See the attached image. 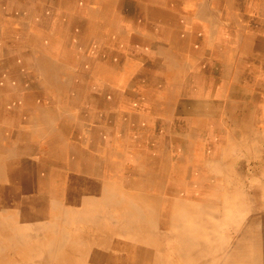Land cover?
<instances>
[{"label": "bare ground", "instance_id": "obj_1", "mask_svg": "<svg viewBox=\"0 0 264 264\" xmlns=\"http://www.w3.org/2000/svg\"><path fill=\"white\" fill-rule=\"evenodd\" d=\"M114 1L106 2L105 5ZM35 2L36 0L24 2L26 4L22 13L27 18L22 20L18 26L20 28L18 32L23 33L25 31L27 35L29 33V41H25L23 35L15 36L17 40L14 41L8 51L11 55L8 58L10 67L27 70L32 65L42 64L41 60L38 61L30 57L32 56L31 51L35 50L40 54L42 51L48 53L49 45L60 43L63 46L60 54L63 62L60 67L58 64H54L55 71L51 74L49 68H51L54 59L50 57L49 64L46 62L50 66L44 71L40 69L38 74L42 75V80L46 86L48 82L52 81L50 79L52 75L55 80H60L63 88L75 83L79 90L83 89L82 92L79 91L78 95H74L73 101L68 98L69 95L64 96L67 91L59 89L62 94L61 111L65 110L69 103L78 105L77 107L82 113L80 120L86 122L77 127V138L85 139V145L89 149H93V145L99 143L102 146L104 144L113 146L112 149L119 152L124 158L129 159L131 157L134 165L137 162L142 169L148 168L147 171H144L148 175L153 170L158 176V172L166 169L165 177L170 181L168 184L158 182L154 187L161 191L168 185L167 191L164 193L172 195V197L161 201V210L157 211V208H154L153 214L147 217L145 221L142 211L136 207L130 208L132 214L127 215L123 212V221L119 226L122 233H126V236L130 235L128 236L130 238L124 237L121 241L116 242L114 250L116 251L115 254L120 256L119 260L113 259L114 256L110 254V251L106 253L97 250L98 246L92 245L94 244L93 235L96 232L105 229L102 232L110 233L107 228H102L101 217L97 214L90 215L87 210L82 211L81 206L85 204L73 203L68 208L66 207V210H62L61 205L56 202L50 203L52 201L50 200L51 210L55 212L52 219L44 220L41 218L37 220V218L32 219L27 215V218L11 220L9 224L2 226L4 231L0 232V264H234L229 260L235 259L237 255L245 254L247 248H249L250 257L239 258L238 260H242L240 264H264V239L261 233L264 230V210L260 208V203H264V193L261 196L257 193L259 189L264 190V186L255 182L259 176L256 177L255 170L250 174L248 182H250L253 196L249 199L250 208H246L243 192L236 187L225 190L226 179L219 175L220 172H223L226 177H231V171L228 169L226 160L230 156L233 158L235 154L240 152L239 141L234 144L230 140V135H226L225 132L234 130L255 132L258 129L263 132V134H257L259 136L257 138H254L253 133L250 138L251 144L249 146L248 143L246 151L252 164L254 162L257 164L264 163V148H258L261 143H264V110L259 108L255 110L254 107V101L263 100L264 102V95L243 87V85H248L253 88L256 83L261 87L260 89L264 88V81L259 80L264 77V0H116L114 5L117 3L119 12L125 14L128 10L130 16H122L118 13L117 18L113 19L108 9L102 13L105 5L100 0H94L93 4L92 2L85 3L78 13L81 15V13L87 12L98 25L108 24V28L111 29V38L107 39L106 42L101 41V37L108 33L106 30L104 35H96L97 38H95L96 36L91 38V35L84 30L90 26L85 27L81 17L73 20L69 10L74 13L77 5L74 0H63L61 3L64 8L63 11H58L55 7L57 6L55 0H51L52 7L50 9L45 8L46 5L43 2L39 1L42 3L41 6ZM38 6L40 10L35 13L32 12ZM253 11L259 14V18H253ZM40 17L43 18L40 19ZM138 17H142L144 20L136 19ZM147 17L153 22H146ZM139 24H146V29H149L148 33L152 32L153 41L146 36H141L140 33L144 30L135 27ZM53 27L58 32L56 36L51 33ZM71 29L74 37L69 35L66 42L73 51L76 46H79L75 52L76 57L83 53L81 45L85 46L87 43L95 45L94 55L91 56L103 60L106 65L104 67L107 72L106 75L102 69H99L100 71L96 74L101 81L91 80L88 85L80 76H78V80L73 79L68 75L67 70L64 69L63 71L64 66H66L64 62L66 60L68 62V58H71L70 49L68 52L63 50L67 47L65 44L63 45V38H65L67 30ZM179 37L190 38L191 41H185ZM151 45L154 48L161 46L160 55L168 59L166 66H169L171 73V80L167 82L169 93L163 94L156 100L158 106L165 107V114L178 115V122H181L185 127L186 147L192 144L188 159L183 148L182 155L180 154L181 158L173 161L168 155L167 146H163L161 139L163 137L160 136L163 134L161 132L166 131L167 122L172 120L166 118L163 121L161 119L162 112L158 109L153 110V85L148 80L158 83L157 78H141L138 84L134 82L136 85L130 83V87L121 81L118 84L110 82L115 78L130 79L127 76L137 80L145 71L137 65L136 61L140 58L141 53ZM85 48L90 47L87 45ZM20 49L22 54L20 58H17V52ZM60 50L55 51L59 53ZM256 56L259 58H255ZM230 66H233L243 77L240 78L239 74L230 77ZM257 66L259 69L254 70ZM1 70L0 76L5 80L8 78L7 73L1 72ZM236 71H233V74ZM204 74L212 75L214 80L209 79V76L205 80ZM255 76H258L256 82H254ZM64 78L66 80H63ZM14 80L16 81L15 78ZM104 82L108 83L106 87H103ZM118 85L122 86L123 89L120 90ZM83 91L87 101L80 105L77 101ZM53 94V90H46L47 97L53 96ZM240 111L241 114L245 115L244 119L239 117ZM64 114L67 115L62 121L64 129L79 124L77 121L79 116H75L78 112H65ZM27 115H29L28 124L32 125L29 123L33 121L32 115ZM61 115V113H56L53 117L45 118V122L49 125L47 128L50 129L52 126L53 118L63 117ZM259 115L261 116L258 117ZM89 120H93V122ZM230 121L231 125L227 128L225 123ZM88 124L93 126V131L87 129ZM130 124L135 125L136 128L134 133H130L131 136L128 132ZM30 127L25 130L24 139H27L31 133L40 139L41 147H44L42 159L46 157L47 149L51 146V149H56V151L53 150L54 160L58 158L62 164L67 156L68 160L65 166L69 173L78 172L76 167L78 158L82 162L88 157L85 150L80 154L75 149L79 142L77 144L71 143L70 152L66 154V151L61 155V150L58 147L63 149L65 147V145H61L62 136L61 138L58 137L59 135H50L53 132L48 135L47 133L50 131L45 130L46 126L43 127L44 130L36 128L32 131ZM138 127H142L140 131L137 129ZM157 129L160 133L153 142V132ZM84 130L86 131L85 134ZM179 133L177 130L172 131L170 140H179ZM143 134H152L151 145H149L150 138ZM77 138L76 140H78ZM257 139L261 140L258 141ZM126 146L130 152L125 151ZM150 146H153L155 150ZM142 147L145 149H139ZM24 149H29L27 142L9 152L3 164L0 162V177L5 178L11 186H21L27 189L38 185L44 187V183L39 181L43 180L47 188L53 193V197H56L54 199L61 202V195L65 193L62 183L68 180V174L64 169L48 168L46 162H39L40 168L36 169L35 167L33 169L27 166L28 161L30 163L32 161L29 158L27 161L25 157L19 160L20 165L15 159L10 167H4L10 158L22 156ZM39 152H41V148ZM255 152L257 153L256 156ZM162 153H165L166 158L164 160ZM191 153L196 155L192 157ZM237 156L239 155L237 154ZM101 157L103 159L113 158L110 154ZM16 166H20V168L17 170ZM107 167L109 168V166ZM107 171L109 170L102 171L103 177ZM261 173L260 178L264 181V171ZM143 178L139 179L147 180ZM194 179L203 181L201 183L191 181L194 185L191 187L188 180ZM243 181L244 178L236 177L233 179L234 183L242 184ZM262 184L264 185V182ZM202 185L210 186L204 189ZM80 191L82 189L73 188L76 195ZM107 191L111 193L109 188ZM88 195L86 197H89ZM192 195H197V197L192 199ZM115 197L117 199L114 197L108 199L117 206L121 205L122 201L117 196ZM40 198L41 195L38 196V199ZM74 198H76L75 195ZM181 198L184 199L183 203ZM175 200H179L178 203H174ZM188 201L194 203L196 209L190 206L187 210ZM41 204L43 205V203ZM252 205L258 206L262 211L253 210ZM163 208L164 213L162 212ZM232 209L239 212V216L241 211L245 217L252 215V219L248 221L244 231L238 236L239 239L245 240L242 242L244 246L237 244L236 246L230 245L221 248L220 244L218 246L207 243L201 234L207 228L208 230L211 228L210 221L213 216L217 215L216 212L225 211L228 213L227 211H232ZM200 211L209 215L208 221L196 218V215H201L197 214ZM12 217L15 218V216ZM135 218H139L140 221ZM191 219H198L197 226L191 224L194 225L192 229L189 226L190 222H188ZM244 222L245 220L242 224ZM81 224L84 228L96 226V231L86 232L84 228L77 229V226ZM68 226H73V229L67 230ZM143 228L146 229L144 236L140 234ZM164 228L166 229L165 232H163ZM159 236L167 237L166 251L169 253V258L163 257L160 248L153 247V238ZM211 236L214 237V233ZM211 240H213L212 237ZM110 241H107V245ZM220 241L226 240L220 236ZM160 243L162 244V242Z\"/></svg>", "mask_w": 264, "mask_h": 264}, {"label": "rangeland", "instance_id": "obj_2", "mask_svg": "<svg viewBox=\"0 0 264 264\" xmlns=\"http://www.w3.org/2000/svg\"><path fill=\"white\" fill-rule=\"evenodd\" d=\"M39 1L40 2H44V1L43 0H36V2H38L39 6H41L42 3H40ZM96 1H99V0H96ZM100 1L102 2L103 5H105L106 2H109L111 0H100ZM74 2L77 3L76 7H78V6H83L87 2L88 3L92 2V4H93L94 0H74ZM114 2L113 3H107V5H105L104 8L102 9V13H104L103 11H107V9H108L110 11V14L112 15V19L117 18V14L119 13L117 3H115V5H114ZM13 6H14V4L10 3V2L7 3L5 6L3 4H0V28L5 25V23L8 19H10L7 16V11L10 8H12ZM88 6L90 8V5H88ZM91 7H92V5H91ZM79 9H77V10H79ZM18 14L21 15V13H18ZM125 15L127 17L130 16V14L128 13V10L126 11ZM252 16L254 19L259 18V14L255 11H253ZM136 19L144 20L142 17H138ZM145 21L150 22V23L153 22L148 17ZM145 26H146V24H139L137 26L135 25L136 28L141 29V30H146ZM110 30L111 29H109V28L107 29L108 35L106 34L105 36L101 37V41L106 42L107 39L111 38V31ZM143 34L148 35V31L146 30L145 32H143ZM28 35H29V33H28ZM69 35L71 37H74L72 29L67 30L65 38H63V45L67 44L66 41H67V37ZM93 37H94V33L91 36V38H93ZM158 38H159V36H158ZM179 38H181L185 41H191L190 38H188V39H185L183 37H179ZM150 40L153 41V35H151ZM3 44H4L3 38H2L1 30H0V62H1L0 70L2 69L1 72L7 73L6 75L8 76V79H9L8 82L14 83L12 85V89L10 90L11 93L5 92V93L0 95V107L3 108V110H0V162L3 164L6 160V156L9 155V152H11L12 150H16L19 146H22L24 144V142L25 143L27 142L29 145V149L28 150L24 149L23 154L21 153L22 156H20L18 158H14V157L10 158L4 164V167H10L12 164V161L15 159L18 160L17 164H19V160L24 159V157H25L27 161H28L27 158H29L32 161L31 163H30V161H28L27 166H30V168H33V169L35 167H36V169L40 168L39 164H38L39 162H46L49 166L48 168H51V169L52 168L53 169H56V168L64 169L65 172L68 174V176H67L68 180L65 183H62L64 190H65L64 191L65 193H64V195H61V202H59V201H56L54 199L56 197H53V193L47 188V185L45 184V182L43 180H39V181H42L44 183V187L38 185V186L30 187L29 189H27V188H22L21 186H11L5 178L0 177V232L4 231V227H2V226L9 224L11 220H15V219L21 220L22 218L23 219L25 217L27 218V215H29V217L32 219L37 218V220H40L41 218H43L44 220L52 219L55 212H53L51 210V207L49 204L50 200H52L50 203L56 202L57 204L61 205L62 210H66V207L68 208L73 203H81V204H85L84 206H81L82 211L87 210L90 215L91 214H94V215L97 214L99 217H101V219L103 221V224H102L103 227L102 228H107L108 230H110L109 231L110 233L102 232L105 229L101 230V232H96V234L93 235V238H94L93 243L94 244H92V245L98 246L97 250L99 249L100 251H104L106 253L110 251V254H112L114 256L113 259L116 258V260L117 259L119 260L120 256L116 255L115 254L116 251L114 250L116 242H118L119 240L121 241L124 237L130 236V235L126 236V233L123 234L121 231V227L119 226V224L122 223V221H123V218H122L123 212H125V214L127 213V215L132 214L130 211V208L136 207L142 211V213L144 215L143 219L145 221L147 219V217H150L153 214L154 208L155 209L157 208L156 210L160 211L161 206H162V204L160 202L164 201L165 199L172 197V195H167V193L166 194L164 193L165 191H167L168 185L165 189H163L161 191L156 190L157 188L155 189V187H154L158 182L168 184V182L170 180H168V178L165 177L166 169H163L162 171L158 172V176L155 173V171H153V170H152L151 174L148 175L144 172V171H147L148 168H146V170L142 169L140 167V164L137 162L134 165V163H133L134 161L131 157L129 159L124 158L123 156H121V154L119 152L112 149L113 146L109 147V149H110L109 152H100V151H102V146H99V147L95 146L93 149H91L90 155L87 157L86 161L80 162V159L78 158V161L76 163V167L78 168L77 173H75V172L69 173V170L66 168L65 165L67 164V160H68L67 156L65 157V161L62 162V164H61V162H59L60 160L58 161V158L54 162V158H53L54 153L53 152L56 151V149L55 148L51 149V146H49L47 149L46 157L44 159H42L43 158L42 153H43L44 147H41L40 139L34 137L32 133L30 134V136H27V139L25 138L26 140L24 139L25 130L29 126H31L30 127L31 131L36 129V128L43 129V127L46 126V129L45 128L44 129L47 131H50L49 133H47L48 135L51 132H53L50 135L54 134L56 136L59 135L58 137L62 136L63 139L61 141V145L63 144V145H65V147H64V149L62 147H58V149L61 150V155H62L66 151H67L66 154H68L70 152V150H71L70 144L74 143V142L76 144L79 142L77 144L78 147L75 146V149L78 150L79 153L80 152L83 153V151L87 148V146L85 145V143H86L85 139H81L80 137L77 138V132H78L77 127L81 123H86V122H85V120H82V121L80 120L81 119L80 116L82 113H81L79 107H77L78 105L75 106V105H72L69 103L65 107V110L61 111L58 107H56V104H55L56 98H54L52 95L50 97H47V98H45V97L30 98V100H24V99H22L23 97L21 98L20 96L15 97L11 101L9 99H7L11 95H15V96L21 95V94H18V92H20L19 89L22 90L23 87H25L27 89L26 92L34 91L35 90L34 88L38 89L42 79H40L35 72L38 70L37 71V73H38L40 71V69L44 71V69L49 67L50 65L48 66V64H49L48 62H49V58L51 56H50V53H46V52L42 51V53L40 54L39 52L32 50L31 51L32 56H30V57L35 58V60L37 59L38 61L41 60L42 64L32 65L30 72L20 71L19 69L12 68V66L10 67V65H9L10 63L8 64V58H10L11 55L8 51L3 49V47L1 46ZM138 51H139V49H138ZM160 51H161V46L154 48L153 45H151V46L147 47L145 49V51H143L141 53L140 58L136 61V63L140 68L142 67L145 72H142L141 76L137 80L131 78V76H127L130 79L125 80V78H123V79L115 78L114 80H111L110 82L118 84L119 81H121L123 84H127L130 87L131 84H133V85L138 84V81L141 78H150V79L157 78L158 83H155L154 81L152 82L151 80H148L153 85V110L158 109L162 112L161 119L163 121H165L166 118H170V120H172L171 122H167L168 127L166 129L165 139H163V146H167L168 151H169L168 155H170V157L173 161L179 160V158H181L183 148H184L183 152L186 154V157L188 159V156L191 152L192 144L189 145V147H186L187 146V144H185L186 138L184 137V131L186 130L185 127H183L181 122H178L179 121V119L177 117L178 115H176V114L175 115L165 114V111H166L165 107L164 106H158V101L156 100L158 97H161L163 94L169 93L168 89H167V82L171 80V75H170L171 73H170L169 66L168 67L166 66V64H168V59L166 57H162L160 55ZM21 52H22L21 49L19 50V52H17V54H18L17 58H20V55L22 54ZM212 53L214 54L215 52H212ZM57 58H59V56H57ZM255 58H259V57L256 56ZM54 64L55 65L58 64L60 67V62L58 60H54L51 68H49L51 74H53V72L55 71ZM97 64L100 65L99 63H97ZM93 67H89L87 69V75H91V72L94 69ZM99 67H102V66L100 65L97 68H99ZM259 67H260V65H259ZM259 67L257 66L254 70H258ZM97 68L95 69V71L97 70ZM230 68H231L230 77H235L239 74V72H237L233 66H230ZM64 69L67 70L66 66H64L63 71H64ZM103 70H104L105 75H106L107 72H106L105 68H103ZM233 71H236L235 74H233ZM24 73H27V75H24ZM238 76H240V78L243 77V75H241V74H239ZM160 77H161V79H160ZM14 78L16 79V81L14 80ZM257 78H258V76H255L254 82L257 81ZM2 79L3 78H1V76H0V80H2ZM50 79L52 81L47 83L48 89L53 90L55 92H58L59 89L60 90L63 89L64 91H67L64 94V96L67 97L69 95L68 98L71 101L74 100V95H78L79 91L82 92V90H83V89L79 90L78 85H76L75 83L71 84L72 86L67 85L65 88H63L60 84L59 79H58V81H59L58 82L57 79L55 80V77L52 75H51ZM63 80H66V78H64ZM259 80L264 81V77L260 78ZM41 85H43V83ZM60 86H61V88H60ZM244 86H246L250 90H254L255 93H260V94L264 95V88L262 87L263 89H260L261 87H259L256 83L253 85V88H251L248 85H244ZM84 94H85V92L83 91V93H81L79 95L80 97H79V100L77 101V103L80 105H83L87 101L84 97ZM28 102L32 103V104L39 103L40 106H38V107H42L45 109V111H46L45 115L42 116L41 114H38L37 112H34L33 110L30 111L29 113H27V112L24 113V110L22 107L25 106ZM9 103H12L13 107H10ZM263 103H264L263 100L254 101L255 110H256V108H259L260 110L261 109L264 110V107H263L264 104ZM11 108H12L13 112L11 111ZM76 111L78 112V114H76L75 116H77V117L79 116V118L77 119L79 124L73 125V126L71 125L67 129L66 128L64 129V125L62 124V121L64 120V116L65 117L67 116L64 113L65 112L77 113ZM177 111H179V110L177 109ZM56 113H61L62 114L61 116H63V117H60V118L57 117L56 119L53 118L54 120H52V126H50V129L47 128V127H49V125H47V123L45 122V118H48L51 116L53 117ZM27 114L32 115L33 121L29 122L32 125L28 124L27 118L29 115H27ZM255 116H257V115H255ZM260 116L261 115H259L258 117H260ZM256 122H258V121H256ZM230 125L231 124L229 122L226 123L227 128H229ZM174 126H176L177 128ZM92 127L93 126L91 124H88L87 129H90V131H93ZM53 128H54V130H53ZM140 128H142V127H138L137 129L140 131ZM182 129H184V130H182ZM174 130H177L180 132L179 133L180 139L179 140L174 139L175 141H171L170 140L171 139L170 134ZM135 131H136L135 125L130 124L128 126L129 136H131L130 133H134ZM258 131H259V129L256 130L255 132H252V131H250V132L249 131L238 132L237 130H234L231 132H225L226 135H230V140H232L234 142V144H236V142H238V141H239L238 143L240 144V147H239L240 152L237 153L239 156H237V154H235L232 159H228V161L230 163L229 162H227V163H228V169L230 171H232V174L234 176H240V177L244 178V181L247 179H250L251 172H253V170H255L254 172L257 175L256 177L259 176L258 179H255L256 180L255 182L260 184V186H264L262 184L264 181L262 178H260L261 174H262L261 172L264 171V163L257 164V162H254V164H252L251 161H248V159H247V151H246V149L248 148V146H247L248 143H249V146L251 144L250 138L253 135V133H254V138L259 137V136H257V134H263V132H261V131L258 132ZM85 133H86V131L84 130V134ZM159 133L160 132L158 129L154 130L153 142H154L155 138L159 135ZM243 133H244V135H243ZM247 133H249L248 136H247ZM181 134H183V137H181ZM144 136L150 138L149 145H151L152 134L144 135ZM76 138L78 140H76ZM83 138H84V136H83ZM23 139H24V141H22ZM193 139H194V137H193ZM226 139H229V138H226ZM257 140L260 141L261 139H257ZM245 142H247V143H245ZM24 147L26 148L25 145H24ZM262 147L264 148V143H261L258 148L262 149ZM40 148H41V152H39ZM150 148L155 150V148H153V146H150ZM139 149L144 150L145 147H142ZM164 149L166 151L165 147H164ZM125 151L130 152L129 148L127 146L125 147ZM107 154H110L113 158L103 159V157H101V156H105ZM163 154H164V156H163V160H164L166 157H165V153H162V155ZM256 154L257 153L255 152V156H256ZM195 155L196 154L191 153L192 157ZM92 163H93V165H92ZM198 165H199V162H198ZM107 166H109V168ZM117 166H118V168H117ZM15 168L18 170L20 168V166H16ZM104 170H109V171H107V174L105 175L106 178L103 177L102 171H104ZM149 170H150V168H149ZM114 172H116V173H114ZM116 174H117V176H116ZM136 176H137V178H136ZM138 176L144 177L143 179H147V180L142 181L139 179L141 177H138ZM191 181H193L195 183H198V182L201 183L203 180H201V179L188 180V184L190 182V184H191L190 186L192 187L194 185L192 184L193 182H191ZM129 183H130V185H129ZM225 183H227L228 186L226 185V187H228L229 189H231L232 186L234 187V184L232 182H228V180H226ZM136 184H138V185H136ZM208 186H210V185H202V187L204 189H207ZM74 187L77 189H82V191L78 192V194L76 195L73 192ZM107 188H109L111 193H109L107 191ZM245 191L246 190L244 188H242V192L245 193ZM99 192H100V194H99ZM262 193H264V190H261V195H262ZM40 195H41V198H43V199L40 198L41 200L38 199V196H40ZM74 195L76 196V198H74ZM86 195H88L89 197H86ZM82 196H83V198H82ZM91 196H93V197H91ZM115 196H117L122 201L123 205L121 203V205L117 206L112 201H109V199H108L109 197L110 198L111 197L116 198ZM178 197H180V195H178ZM191 197H193L192 199H194L197 197V195H194V196L192 195ZM77 198H78V200H77ZM41 203H43V205ZM174 203H177V202L174 201ZM190 206H193L196 209L195 204L189 201L187 204V210ZM255 208H256V206H255ZM162 212L164 213V208L162 209ZM227 212L230 214L226 213L225 211L222 212L223 214L220 211L216 212L217 215L215 214L210 221V224L212 225L211 228H209V230L207 228L201 234L202 238L205 239V241L207 243H209L211 245H213V244L218 245V246L220 244L222 246L221 248H226L232 244L236 245L237 241L240 240L238 238V236L240 235L241 232H243L242 230H244V228H240V226L242 224V220L245 219V215H243V211H241L240 216H239V212H237L233 209H232V211L228 210ZM197 214H201V215H196V218H199L200 220L206 219L208 221L209 215L203 213L202 211L198 212ZM112 215H113V217H112ZM12 216H15V218H13ZM114 218H116V219L114 220ZM111 219H113V220H111ZM135 219L139 220V218H135ZM150 221H151V219H150ZM188 222H190L189 226L192 229L194 227V225L197 226L196 224L198 223V219H194V220L191 219L190 221L188 220ZM112 224H113V226H111ZM191 224H194V225H191ZM226 224H228V225H226ZM237 225H239V226H237ZM218 226H219V229H217ZM95 227L96 226L84 228L83 224H81V225L77 226V229L80 230V229L84 228L86 232H88V231L93 232V231H96ZM70 229H73V226L67 227V230H70ZM112 230H114V231H112ZM145 231H146V229L143 228V230L140 234H142L144 236V234L146 233ZM165 231H166V229L164 228L163 232H165ZM210 231H211V233L209 234ZM262 231L264 232V230H262ZM213 233H214V237L211 236ZM116 235L118 238L115 237ZM119 236H120V239H119ZM220 236L222 239H224L226 241H220ZM211 237L213 240H211ZM262 237H264V233H263ZM128 238H130V237H128ZM110 240L113 242H111ZM107 241H110V243L108 245H107ZM160 242H162V244ZM145 243H147V242H145ZM112 244H113V246H112ZM160 244H161V246H160ZM167 244H168L167 237L159 236V237L153 238V247L160 248L161 254L165 258L166 257L169 258V253H167V251H166ZM163 247H165V248H163ZM140 250H141V248H140ZM212 260L214 261V259H212ZM231 260H235V259L232 258ZM231 260H229V261H231ZM142 262L144 263L143 260H142Z\"/></svg>", "mask_w": 264, "mask_h": 264}, {"label": "crops", "instance_id": "obj_3", "mask_svg": "<svg viewBox=\"0 0 264 264\" xmlns=\"http://www.w3.org/2000/svg\"><path fill=\"white\" fill-rule=\"evenodd\" d=\"M25 1H27V0H0V4H3L4 6L7 3H9V2L14 4V6L7 11V16L10 19H8L6 21V23H5V25L0 28L1 34H2V38H3V43H4L1 46L6 51H9V48L14 44V41L17 40L15 38V36L23 35L24 36L23 39L25 41H29V36L25 33V31L23 33L18 32V29H20V28H18V26L21 24L22 20H24V19L27 18V16H25L22 13V9L25 7L24 5L26 4V3H24ZM55 1L57 2V6H55V7L58 9V11H63L64 8L61 6L62 0H55ZM43 3H45V5H46L45 8H47V9H50L52 7L51 0H44ZM80 7L81 6L76 7L75 10H74V13H73V11H70V10H69V12H70L73 20H77L78 17H81L80 19H83L84 20V26L85 27L86 26H90V27L84 29L85 31H87L86 32L87 34H89V35L92 36L93 33H95L94 36H96V35L99 36V35H104L105 30H106V32H108L107 31V29H108V24L107 23H104L102 25L96 24V22L93 20V17L91 15L87 14V12L86 13L83 12L80 15L78 13L82 9ZM77 9H79V10H77ZM33 10H32V12L35 13L38 10H40V7L39 6L38 7H35ZM86 10H88L87 7H86ZM18 13H21V15L18 14ZM119 14H121L122 16L125 15L123 12H119ZM41 18H43V17H40V19ZM100 29H101L102 32L100 31ZM146 30L149 31V29H146ZM146 30H144V32ZM51 32L55 36H56V34H58V32L56 31V29L54 27H53V29H52ZM151 33L152 32H149L148 35H147V34H143V32H141L140 34H141V36H146L147 38H151ZM95 38H97V36ZM154 39L158 40L157 38H154ZM159 40L161 42H164L162 39H159ZM87 45H89L90 48H85V46H87ZM65 46H67V47H65L63 50L68 51V49H70L71 58H68L69 59L68 62L66 60L64 63L66 65V67H68L66 72L68 73V75H70L71 78L78 80V78H79L78 76H80L84 81H86V83L88 85L90 84V81L91 80H93V81H101V79H99L96 74L100 71L99 69H102L103 70V68L106 67V65H105V63H104L103 60H98V58H94V57L91 56V55H94V51H95V45L93 43H91V44L87 43L85 46L81 45V49H82V52L83 53H82L81 56H77V57H76L75 52H77L79 46H76L74 48V51L71 48H69V45L68 44H65ZM62 47L63 46L60 43H55V44L49 45L48 48H47V52L50 53V56L54 60H58L59 59L58 61L60 62V64H62V62H63L62 59L60 58V57H62L60 55L61 54V51H62ZM59 49H61V50H60L59 53H57L55 50H59ZM57 56H59V58H57ZM97 63H99L103 68L102 67L97 68L98 66H100ZM89 67H93L94 68L93 71L91 72V75H87V69ZM96 68H97V70L95 71ZM30 70H31V67L28 68L27 70H20V71H25V72L28 71V72H30ZM35 73L38 75V77L40 79H43L42 75H39L37 72H35ZM206 74H204V79L205 80L208 79L209 77H210L209 79L214 80L212 75H208L209 76L208 77ZM24 75H27V73H24ZM86 76H87V79H86ZM8 81H9L8 78H6L5 80H4V78L2 80H0V95L3 94V93H5V92L11 93L10 90L12 89V85L14 83H11V82H8ZM42 83H43V85H41ZM107 85H108V83L107 82H104V86L103 87H106ZM243 87H246V86L243 85ZM118 88L120 90L123 89V87L120 86V85H118ZM34 89L35 90L32 91V92H26L27 89L25 87H23V89L22 90L19 89L20 92H18V94H21V95H18V96L11 95L7 99H9L11 101L15 97H19V96L21 98L23 97L22 99H24V100H30V98H42V97L47 98V96H46V90L48 89V87L44 84V81L43 80L40 82V85H39L38 89H36V88H34ZM53 97L56 98V100H55L56 107H58L61 110V97H62V94L59 91L58 92H55L54 91ZM9 104H10V107H13L12 106V103H9ZM38 106H40L39 103L32 104V103H29L28 102L22 108L24 110V113L25 112H28L29 113L30 111L33 110L34 112H37L38 114H41L42 116H44L45 115V112H46L45 109L42 108V107H38ZM0 110H3V108L0 107ZM11 111L13 112L12 108H11ZM104 113H106V112H104ZM239 117L244 119L245 115L241 114V111H240ZM89 121L93 122V120H89ZM226 123H225V126H226ZM229 123L231 124V121ZM161 133L163 135H160V136H162L164 138L166 131L165 132H161ZM163 138H161V139L163 140ZM95 146H98L99 147V146H102V144L101 143L95 144V145H93V148ZM110 146L111 145H109V144H104L102 146V151H100V152H109L110 151V149H109ZM104 149H109V150H104ZM85 151L87 153V156H89L91 149H89V147L87 146V148L85 149ZM86 159L85 160H82V162L86 161ZM228 159H232V156H230V157L227 158V160H226L227 162H229ZM247 159H248V161H250V159L248 157H247ZM55 161L56 160H54V162ZM219 175L225 177V179L228 180V182H232L234 184V187H236L239 191H242V188H244L246 190L245 193L243 192V194L245 196V202L244 203H245V207L246 208H250V206H249L250 205L249 199L253 196V192H252L251 187L249 185L250 182H248L249 179L243 181L242 184H239V183H234L233 182V179L236 178V177H239V178H242V177H240V176H234L232 174V171H231V177H226L223 174V172H220ZM226 185H227V183H225V190L226 189L228 190L229 188L226 187ZM232 188H233V186H232ZM257 193H259V196H261V190L260 189L257 191ZM175 201L178 203L177 200H175ZM183 201H184V199L181 198V202L182 203H183ZM188 202H187V204H188ZM251 208L253 210L262 211V210H264V204L263 203H260V208L262 210L258 206H256V208H255L254 205H252ZM251 219H252V215L246 216L245 219L242 220V222L244 220H245V222L240 226V228H244L245 229L248 221H250ZM242 231H244V230H242ZM261 233H262V236H263V233L264 232L262 231ZM262 238L264 239V237H262ZM244 241L242 239H240L239 241H237V244H242L241 246H244V243H242ZM236 245L235 244H232V246H236ZM235 257H236L235 260H231L232 263H234V264H240V263H242V260H238V259L239 258H243L244 259L245 257H250L249 248H247L245 254H243V255H237Z\"/></svg>", "mask_w": 264, "mask_h": 264}]
</instances>
